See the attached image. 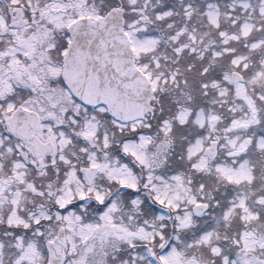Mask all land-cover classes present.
<instances>
[{"label": "snow or ice", "instance_id": "obj_1", "mask_svg": "<svg viewBox=\"0 0 264 264\" xmlns=\"http://www.w3.org/2000/svg\"><path fill=\"white\" fill-rule=\"evenodd\" d=\"M0 264H264V0H0Z\"/></svg>", "mask_w": 264, "mask_h": 264}]
</instances>
